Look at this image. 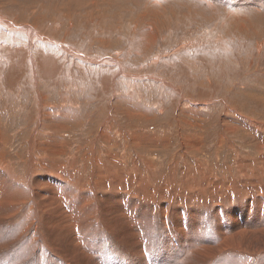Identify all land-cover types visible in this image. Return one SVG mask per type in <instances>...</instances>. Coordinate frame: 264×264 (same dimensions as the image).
I'll return each mask as SVG.
<instances>
[{"label":"rangeland","instance_id":"1","mask_svg":"<svg viewBox=\"0 0 264 264\" xmlns=\"http://www.w3.org/2000/svg\"><path fill=\"white\" fill-rule=\"evenodd\" d=\"M0 164L89 227L18 236V202L0 264H264V0H0Z\"/></svg>","mask_w":264,"mask_h":264},{"label":"bare ground","instance_id":"2","mask_svg":"<svg viewBox=\"0 0 264 264\" xmlns=\"http://www.w3.org/2000/svg\"><path fill=\"white\" fill-rule=\"evenodd\" d=\"M48 118V117H47ZM41 128V127H40ZM34 142V141H33ZM36 154V153H35ZM49 156V155H48ZM238 157V156H237ZM32 160H34V158L32 159ZM239 160V159H238ZM248 160V159H247ZM36 161H37V159H36ZM245 161V160H244ZM36 164V162H33L32 161V164ZM4 164V163H3ZM51 164V163H50ZM236 164H238L239 165V163L238 162H236ZM253 164H254V162H253ZM1 165V164H0ZM37 165V164H36ZM35 165V166H36ZM41 165H43V166H45L46 164H41ZM9 166V165H8ZM34 166V167H35ZM253 166V165H252ZM260 166V165H259ZM6 167V166H5ZM12 167V166H11ZM45 167H47V165L45 166ZM235 167V166H234ZM241 167V166H240ZM264 167V166H263ZM2 168V169H1ZM1 168H0V211L2 212L3 211V213L4 214H9V215H14V216H18V215H20V218L22 217H26V213H24L26 210L25 209H23L22 210V206L20 205L21 203H18V202H24V200H29V199H31V201L30 202H32L33 204H38V206L39 207H37V210L38 209H40V212L42 211L43 213L44 212H46V213H44V214H42V215H45V218H41L40 216V213L38 212V213H36L37 212V210H35V208H34V210H33V213L35 214L34 216H33V218L31 219V217L32 216H29V217H27L26 219H25V221H26V223H27V225H28V227H27V225H26V223H25V221L21 224V226L19 225L18 226V231L19 232H17L18 233V236H20V234H21V232H22V234L24 233V232H26V231H29V232H31V236L32 237H34V236H36L37 237V239H44L47 243H48V240L50 239V238H53V239H55V236H56V238H57V236H61V235H63V236H66V237H69L68 239H67V241L70 243V247H72V238H73V236H74V239L77 241V243L80 245V246H77V248H75V247H72V254H74V255H77L78 257H82V258H84V252H85V250H87L86 248H84L83 246H82V244L81 243H85V245H86V241H87V237L89 236V234L87 233V231H88V229H89V227H86V224L85 223H81V222H79L78 224H77V220H76V216H77V214L74 212V209L72 208V207H69V208H63L61 205H60V200L62 201V199L60 198V196H61V194H56V195H58V196H56L54 193H55V191H57L58 190V187H57V190L54 188V190H52L54 193H52V191H51V189H52V186H53V182H52V180L53 181H55V180H57V181H59V179L58 178H56L55 177V175H51V174H49V173H47V175H43L44 177H38L37 178V180H36V182H34V181H30V182H26V183H24V184H22L21 186H19L18 184H16V183H13V181H12V179H11V170H9V172H7V171H5V169H4V166L3 165H1ZM32 168V167H31ZM31 168H29L30 170H31ZM243 168V167H242ZM254 168H255V166H254ZM10 169V168H9ZM35 169V168H34ZM232 169V168H231ZM231 169H229V170H231ZM239 169V168H238ZM252 169V168H251ZM250 169V170H251ZM48 171H53V168L50 170V166H49V168L47 169ZM257 170H258V168H257ZM210 171V170H209ZM234 171V170H233ZM233 171H231V172H233ZM247 171V170H246ZM4 172H6V174L8 175V176H6L5 175V173ZM242 172V171H241ZM249 172V171H248ZM58 173V172H57ZM150 173V172H149ZM240 173V172H239ZM243 173H245V172H243ZM250 173H252V172H250ZM253 173H254V171H253ZM256 173V172H255ZM44 174V173H43ZM234 174V173H233ZM17 175V174H16ZM30 175H31V173H30ZM66 174H64V176H65ZM249 175H251V174H249ZM63 176V177H64ZM143 176V175H142ZM257 176V175H256ZM256 176H254V177H256ZM262 176V175H261ZM31 177V176H30ZM49 177H52L51 179L49 178ZM173 177V176H172ZM214 177V176H213ZM217 177V176H216ZM243 177V176H242ZM54 178V179H53ZM65 178V177H64ZM69 178V177H68ZM153 178V177H152ZM171 178V177H170ZM215 178V177H214ZM235 178H236V176H235ZM30 179V178H29ZM28 179V180H29ZM167 179V178H166ZM218 179V178H217ZM46 180H47V182L48 181H50V182H48V183H50L51 185V187L49 188L48 186V188L50 189H46V188H43V186L44 185H48L47 183H46ZM62 179L60 178V182L62 183V181H61ZM65 180H66V178H65ZM151 180V179H150ZM155 180V179H154ZM214 180V179H213ZM223 180H224V178H223ZM197 181V180H196ZM149 182V181H148ZM224 182V181H223ZM240 182V181H239ZM250 183V182H249ZM34 184V185H33ZM215 184V183H214ZM231 184V183H230ZM241 184V183H240ZM60 185V184H59ZM58 185V186H59ZM219 185V184H218ZM55 186V185H54ZM198 186V185H197ZM60 187V186H59ZM168 188H169V186H168ZM195 188V187H194ZM219 188V187H218ZM210 189V188H209ZM208 189V190H209ZM244 189V188H243ZM247 189H249V188H247ZM213 192V191H212ZM219 192V191H218ZM250 192V191H249ZM52 193V194H51ZM193 193V192H192ZM46 194H48L49 196H46ZM65 194V193H64ZM63 194V195H64ZM68 194V193H67ZM67 194H65V195H67ZM212 194V193H211ZM246 194V193H245ZM60 195V196H59ZM69 195V194H68ZM71 195V194H70ZM215 195V194H214ZM219 195V194H218ZM223 195V194H222ZM229 195V194H228ZM241 196V195H240ZM218 197V196H217ZM244 197V196H243ZM65 198V197H64ZM63 198V199H64ZM227 199V198H226ZM247 199V198H246ZM33 200V201H32ZM70 200V199H69ZM66 201V200H65ZM66 202H68V201H66ZM28 205V204H27ZM77 204L76 203H74V206L77 208L78 206H76ZM25 208H27V207H25ZM159 208V207H158ZM106 209V208H105ZM111 209V208H110ZM151 209V208H150ZM152 210V209H151ZM106 210H104V212H105ZM110 211V210H109ZM112 211V210H111ZM110 211V212H111ZM154 211H155V209H154ZM27 212V211H26ZM41 212V213H42ZM152 212V211H151ZM161 212V211H160ZM106 213V212H105ZM149 213V212H148ZM159 212H157L156 214H158ZM1 214V213H0ZM28 214V213H27ZM38 214V215H37ZM117 213H115L114 214V212H113V215H116ZM160 215H162L161 213H159ZM158 214V215H159ZM8 215V216H9ZM111 215V214H110ZM112 215V216H113ZM107 216H108V214H107ZM112 216H110V218L112 217ZM116 216H118V215H116ZM1 217H3L2 215L0 216V218ZM5 217V216H4ZM19 217V216H18ZM49 217V218H48ZM105 217H106V215H105ZM158 216H156V218H157ZM161 217V216H160ZM6 218V217H5ZM21 218V219H22ZM177 218V217H176ZM14 219V218H13ZM16 219V218H15ZM106 219V218H105ZM114 219V218H113ZM162 219V218H161ZM109 220V219H108ZM111 220V219H110ZM120 220V219H119ZM175 220V219H174ZM176 220H178V219H176ZM216 220V219H215ZM5 221V220H4ZM18 221V220H17ZM113 221V220H112ZM162 221V220H161ZM164 221V220H163ZM19 222V221H18ZM6 223H8V224H10V222H9V220H8V222H6ZM12 223H14V221L12 222ZM21 223V222H20ZM73 224V226H74V230L73 231H71V228H70V224ZM109 223H111V222H109ZM216 223V222H215ZM3 224V223H2ZM17 224V223H16ZM154 224H155V222H154ZM153 224V225H154ZM179 224V223H178ZM0 225H1V223H0ZM5 225V224H4ZM244 225V224H243ZM119 227V226H118ZM243 227V226H242ZM245 228V227H244ZM247 229H248V227H246ZM28 229V230H27ZM3 230V229H2ZM87 230V231H86ZM240 230H242V229H240ZM262 231L261 232H259V233H257V235H256V240H255V243L254 244H251V249H244L243 251H247V253H255V252H262L263 250H264V229H261ZM68 231H70L69 232V234H68ZM3 232V231H2ZM224 232V231H223ZM222 232V233H223ZM249 232V233H248ZM248 232H246L245 230H243V231H241L238 235H237V237L236 238H232L231 237V239H229L228 241H239V242H241L246 236H250V235H252V233L250 232V231H248ZM7 233V232H6ZM138 233V232H137ZM137 233H130V232H125V234H124V236H122V239H121V241L122 240H126L127 238H131V239H134L135 237L137 238V235L139 234H137ZM46 234L47 235H49V239H47V237H46ZM225 234H227V233H225ZM9 235H10V233H9ZM26 235H27V233H26ZM236 235V234H235ZM18 236H15L14 238H15V240L17 241L19 238H21V237H19L18 238ZM224 236V235H223ZM31 237V238H32ZM35 237V238H36ZM225 237V236H224ZM13 238V237H12ZM14 238H13V240H14ZM30 238V239H31ZM61 238V237H60ZM65 238V237H64ZM229 238V237H228ZM37 239H36V241H37ZM63 239V238H62ZM139 239V238H138ZM137 239V240H138ZM10 240V239H9ZM12 240V241H13ZM14 240V243L16 242ZM33 240V239H32ZM40 240H38V241H40ZM65 240H66V238H65ZM74 240V241H75ZM135 240V239H134ZM133 240V241H134ZM219 240V239H218ZM226 240V239H225ZM6 241H7V239H6ZM12 241H10V242H12ZM34 241V240H33ZM35 241V242H36ZM120 241V240H119ZM127 241V240H126ZM132 241V240H131ZM9 241H7V243H8ZM30 242H31V240H30ZM60 242V241H59ZM68 242H66V243H68ZM124 242V241H123ZM130 242V241H129ZM139 242V241H138ZM137 241H135V243H138ZM226 242V241H225ZM5 243V242H4ZM6 243V244H7ZM68 243V244H69ZM133 243V242H132ZM224 243V242H223ZM9 244V243H8ZM13 243H11V245H12ZM19 244V243H18ZM36 244V243H35ZM42 244V243H41ZM76 244V243H75ZM128 244V243H127ZM238 243H236V242H233V246L231 247L232 249H236L235 247H234V245H237ZM34 245V244H33ZM65 245V244H64ZM131 245V244H130ZM133 245V244H132ZM137 245V244H136ZM199 245V244H198ZM207 245V244H206ZM230 245V244H229ZM0 246H2V245H0ZM8 246V245H7ZM6 246V247H7ZM13 246V245H12ZM29 246V245H28ZM41 246V245H40ZM76 246V245H75ZM87 246V245H86ZM127 246V245H126ZM202 246H204V245H202ZM5 247V248H6ZM18 247V246H17ZM46 247V246H45ZM44 247V248H45ZM88 247V246H87ZM128 247V246H127ZM130 247V246H129ZM190 247V246H189ZM210 247V246H209ZM227 247V246H226ZM1 248V247H0ZM4 248V247H3ZM28 248V247H27ZM89 248H90V246H89ZM2 249V248H1ZM1 249H0V251H1ZM31 249V248H30ZM61 249H63L64 250V248H61ZM129 249V248H128ZM131 249V248H130ZM200 249H202V248H200ZM205 249H206V247H205ZM215 249V248H214ZM4 250V249H3ZM38 250V249H37ZM58 250H60V249H58ZM90 250H92V248H90ZM132 251H134L135 250V247H133L132 249H131ZM198 250V249H197ZM204 250V249H203ZM45 251V250H44ZM53 251V250H52ZM57 251V250H56ZM65 251V250H64ZM209 251V250H208ZM210 251H211V249H210ZM218 251H219V248H218ZM221 251V250H220ZM31 252H32V250H31ZM30 252V253H31ZM63 252V251H62ZM187 252V251H186ZM194 252V251H193ZM206 251H204L203 253H205ZM216 252V251H215ZM223 252V251H222ZM234 252V251H233ZM33 253V252H32ZM57 253H58V251H57ZM201 253V252H200ZM199 253V254H200ZM46 254V253H45ZM63 254H64V252H63ZM71 254V256H73ZM196 254V253H195ZM214 254V253H213ZM4 255V254H3ZM32 255H34V254H32ZM247 255V254H246ZM253 255V254H252ZM66 256V255H65ZM203 256V255H202ZM262 256V255H261ZM28 257V256H27ZM64 257V256H63ZM68 257V256H67ZM74 257V256H73ZM198 257V256H197ZM197 257H196V259H197ZM200 257V256H199ZM36 258H39V256L38 257H36ZM45 258V257H44ZM43 258V259H44ZM65 258V257H64ZM183 258V257H182ZM194 258V257H193ZM192 258V259H193ZM263 258V257H262ZM261 258V259H262ZM22 259V258H21ZM88 259V256H87V258H86V260ZM199 259V258H198ZM197 259V260H198ZM26 260H28V259H26ZM25 260V261H26ZM65 260H67V259H65ZM72 260H74V259H72ZM200 260V259H199ZM232 260V259H231ZM234 260V259H233ZM68 261V260H67ZM75 261V260H74ZM84 261V260H83ZM188 261V260H187ZM193 261V263H191V261L188 263V264H196V260L195 259H193L192 260ZM201 261V260H200ZM71 262V261H70ZM213 262V261H212ZM28 263V262H27ZM35 263V262H34ZM86 263V262H85ZM185 263V262H184ZM211 263V262H210ZM237 263V262H236ZM262 263H263V261H262ZM88 264V263H87ZM187 264V263H186ZM212 264V263H211ZM226 264V263H225ZM239 264V263H238ZM241 264V263H240ZM243 264V263H242Z\"/></svg>","mask_w":264,"mask_h":264}]
</instances>
